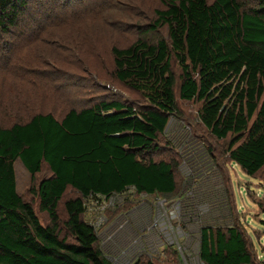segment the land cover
Masks as SVG:
<instances>
[{
  "label": "trees",
  "instance_id": "trees-1",
  "mask_svg": "<svg viewBox=\"0 0 264 264\" xmlns=\"http://www.w3.org/2000/svg\"><path fill=\"white\" fill-rule=\"evenodd\" d=\"M162 2L153 29L167 26L169 41L140 40L128 49H114L115 78L141 93L147 107L135 110L102 101L71 110L60 121L38 114L23 124L0 126V264H112L83 218L86 203L134 187L168 199L182 191L176 160L151 159L163 151L155 142L163 136L168 114L178 109L172 59L182 68L180 99L202 102L200 120L215 138L232 137L230 161L248 176L263 170L264 0ZM18 12L13 0H0L1 35L10 32ZM16 161L32 182L44 165L49 168L50 177L31 191L40 210L48 213L49 225L19 195ZM69 187L80 194L65 203L72 242L61 237L57 211ZM234 225L203 230L201 258L206 264H255L239 221Z\"/></svg>",
  "mask_w": 264,
  "mask_h": 264
},
{
  "label": "rangeland",
  "instance_id": "rangeland-1",
  "mask_svg": "<svg viewBox=\"0 0 264 264\" xmlns=\"http://www.w3.org/2000/svg\"><path fill=\"white\" fill-rule=\"evenodd\" d=\"M20 1L22 6L19 5ZM20 1L13 0L19 8L15 25L8 34L0 33L1 127L10 128L16 123H26L38 114H52L56 119H62L71 110L80 112L102 101H118L135 110L147 107V100L141 93L115 78L114 49H128L140 40L155 43L163 37L169 41L167 26L153 29L158 20V11L164 10L162 0ZM208 1L212 3L214 0ZM172 71L176 79L177 110L182 118L192 124V133L202 136L208 152L215 154L217 165H221L224 171V181L216 186L227 190L226 203L232 213L230 215L239 221L240 230L255 257V264H264V168L255 176H248L230 161L228 148L232 137L218 140L204 127L199 117L202 102H185L179 97L182 68L176 59H172ZM159 142L157 146L163 151L151 159L160 162L172 160L173 157L177 162V186L183 189L185 177H182L179 167H186L184 165L190 160L182 154V150L188 145L185 148L187 153L193 151L198 142L185 139L178 154L164 147L163 137ZM15 171L19 195L31 201L41 223L49 225L51 220L48 213L40 210L39 198L31 193L38 189L42 179L50 177L49 168L44 165L33 182L20 161L15 163ZM217 174L223 176L222 170ZM179 176L182 177V185ZM78 198L80 194L69 187L57 209L61 237H67L70 242L73 239L65 227L68 220L65 203ZM139 201L133 194L123 207L108 209L107 201L92 198L86 203L83 218L89 224L105 218L107 222L102 231L109 229L114 234L113 240L125 244V237L136 228L138 221L144 222L143 227L147 226L144 209H136ZM134 210L140 214L133 219ZM224 210L230 217L228 209ZM233 227L234 224L229 229ZM99 247L105 257L111 258L112 247L106 243L105 236L99 240ZM172 252L157 260L139 257L133 264H147L148 261L154 264H180V255Z\"/></svg>",
  "mask_w": 264,
  "mask_h": 264
},
{
  "label": "built area",
  "instance_id": "built-area-1",
  "mask_svg": "<svg viewBox=\"0 0 264 264\" xmlns=\"http://www.w3.org/2000/svg\"><path fill=\"white\" fill-rule=\"evenodd\" d=\"M192 128V124L182 118L178 110L168 114V124L162 136L164 147L167 146L178 154L185 139L198 142L195 149L188 153L185 150L188 145L183 147L182 154L190 161L184 165L186 167H179V172L185 177V184L178 195L168 199L158 194L138 192L134 187L122 193H113L109 197L97 198L107 201L108 209H119L134 194L140 199L136 209H144L146 217L147 226L143 227L144 222L138 221L136 228L125 237V244L113 240L114 234L109 229L102 231L107 222L102 216L98 222L90 223L99 240L105 236L106 243L112 247L111 258L106 257L111 263L133 264L139 257L157 260L158 257L163 258L168 250H172L180 255V264H206L201 258L203 230L229 229L236 221V218L231 217L232 213L228 202L226 203L227 190L216 186L224 181V171L221 165H217L215 154L208 152L202 136L194 135ZM159 141L155 142L156 145ZM219 170H222L223 176L217 174ZM224 208L228 209L230 217ZM133 213V219L140 214L135 210Z\"/></svg>",
  "mask_w": 264,
  "mask_h": 264
},
{
  "label": "crops",
  "instance_id": "crops-1",
  "mask_svg": "<svg viewBox=\"0 0 264 264\" xmlns=\"http://www.w3.org/2000/svg\"><path fill=\"white\" fill-rule=\"evenodd\" d=\"M62 119H63V118H62ZM62 119H58V120L60 121V120H62ZM16 162H17V161H16ZM16 162H15V163H16ZM22 165H23V164H22ZM23 166H24V165H23ZM14 167H15V164H14ZM24 168H25V167H24ZM25 169H26V168H25ZM26 171H27V170H26ZM27 172H28V171H27ZM28 173H29V172H28ZM174 254H175V253H174Z\"/></svg>",
  "mask_w": 264,
  "mask_h": 264
},
{
  "label": "bare ground",
  "instance_id": "bare-ground-1",
  "mask_svg": "<svg viewBox=\"0 0 264 264\" xmlns=\"http://www.w3.org/2000/svg\"><path fill=\"white\" fill-rule=\"evenodd\" d=\"M144 215V214H143Z\"/></svg>",
  "mask_w": 264,
  "mask_h": 264
}]
</instances>
